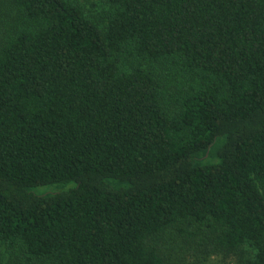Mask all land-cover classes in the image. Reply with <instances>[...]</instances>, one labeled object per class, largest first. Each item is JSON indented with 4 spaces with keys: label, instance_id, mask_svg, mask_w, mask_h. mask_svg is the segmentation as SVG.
I'll list each match as a JSON object with an SVG mask.
<instances>
[{
    "label": "trees",
    "instance_id": "16d2710c",
    "mask_svg": "<svg viewBox=\"0 0 264 264\" xmlns=\"http://www.w3.org/2000/svg\"><path fill=\"white\" fill-rule=\"evenodd\" d=\"M5 1L0 264H264V0Z\"/></svg>",
    "mask_w": 264,
    "mask_h": 264
},
{
    "label": "rangeland",
    "instance_id": "374dc122",
    "mask_svg": "<svg viewBox=\"0 0 264 264\" xmlns=\"http://www.w3.org/2000/svg\"><path fill=\"white\" fill-rule=\"evenodd\" d=\"M80 4L85 12L91 17H96V19L101 22V24H105L109 13L111 11V7L103 2L102 0H72ZM15 8L10 6L8 2L5 0H0V28L6 20L15 15ZM225 143V137H221L217 140V142L212 146L209 151V157L203 160L205 164H214L219 162L218 152L220 148ZM43 189V190H42ZM38 192H46L54 193L59 191L58 187L50 186L37 190ZM183 228H189L190 233L192 234V238L188 243L185 239V235H180L176 232V230L171 229L168 233L163 234L159 238V245L162 250V253L167 257V259L175 264H231L230 262H222L220 258L212 256L207 259L205 256L198 254L196 251L195 244L198 245L200 238H202L205 227L203 225L191 223L188 226V223L184 224ZM3 258L5 259L4 264H45L42 261L33 260L30 261L25 255L12 254L7 253V249H3Z\"/></svg>",
    "mask_w": 264,
    "mask_h": 264
}]
</instances>
